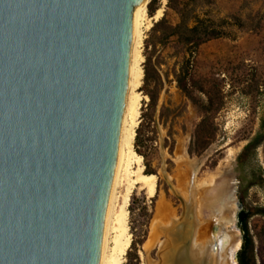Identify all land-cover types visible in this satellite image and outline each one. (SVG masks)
Here are the masks:
<instances>
[{"label": "water", "instance_id": "95a60500", "mask_svg": "<svg viewBox=\"0 0 264 264\" xmlns=\"http://www.w3.org/2000/svg\"><path fill=\"white\" fill-rule=\"evenodd\" d=\"M149 2L0 0V264H101L132 14ZM178 198L156 264H181Z\"/></svg>", "mask_w": 264, "mask_h": 264}, {"label": "rangeland", "instance_id": "374dc122", "mask_svg": "<svg viewBox=\"0 0 264 264\" xmlns=\"http://www.w3.org/2000/svg\"><path fill=\"white\" fill-rule=\"evenodd\" d=\"M167 3L168 0H156V10L161 9L162 16L166 11L168 20L174 23L177 18L167 9ZM205 11L217 23L226 20L222 23L225 36L198 48L191 68L195 86L191 98L178 90L172 74L179 68V58H164L157 88L151 80L143 86V73L135 151L142 158L144 172L156 177V194L148 198L144 191L134 189L130 196L127 210L131 243L123 264L158 261V253L166 244L164 227L152 231L158 202L167 203L178 218L182 213L178 196L182 197L194 214L198 210L199 221L211 240L213 211L232 192L246 216L250 215L247 227L254 243L255 264H264V217L256 214L264 208V142L242 160V166L237 160L244 146L259 132L264 133V0H214ZM149 37L150 29L144 34L142 70L146 56H150L151 65L157 55L146 46L154 42ZM257 176L262 183L252 185L251 180ZM202 182L206 184L196 187ZM179 189L185 191L186 197ZM218 193L220 201L210 203ZM203 200L208 201L201 207ZM194 227L192 219L182 225L187 243ZM227 231L231 240L233 233L238 236L233 256L236 261L243 243L237 209L227 223ZM219 234L220 227L216 231ZM167 236L169 240L173 237L172 233Z\"/></svg>", "mask_w": 264, "mask_h": 264}, {"label": "bare ground", "instance_id": "6f19581e", "mask_svg": "<svg viewBox=\"0 0 264 264\" xmlns=\"http://www.w3.org/2000/svg\"><path fill=\"white\" fill-rule=\"evenodd\" d=\"M161 16V9L156 10L153 18L147 16L146 3L135 8L132 14L128 91L122 119L119 157L106 217L101 264H123L124 256L131 243V236L128 231L127 207L133 190L144 191L148 198H153L156 194V177L153 174L144 172L141 163L142 158L135 151V133L139 125L142 101L140 88L143 80L142 64L144 59L142 46L144 34L151 28L152 21L159 20ZM205 184V182H202L196 187ZM180 192L183 197H186L184 190H180ZM220 199L221 194L218 193L209 201L210 203H218ZM207 201L203 200L201 207H204ZM184 203L187 216L182 224L185 225L191 217L195 227L190 236V242L187 243L182 239L181 243H183L176 250V255L181 264H234L230 253L232 250L237 249L238 237L231 232L233 233V239L231 240L230 232L227 231V223L232 221L235 215V205H232L231 196L229 195L223 203L220 201L213 211L212 223L215 221L219 224L224 242V246L216 254L211 252L214 241L212 232L210 240L206 235V227L199 221L198 210L194 214V209L190 208L188 202L184 200ZM226 213L229 215L228 217L225 216ZM178 218L175 210L171 209L167 203L158 202L152 231H157L159 227H172ZM222 225H225V227H222ZM159 244L163 246L164 242L161 241Z\"/></svg>", "mask_w": 264, "mask_h": 264}, {"label": "trees", "instance_id": "16d2710c", "mask_svg": "<svg viewBox=\"0 0 264 264\" xmlns=\"http://www.w3.org/2000/svg\"><path fill=\"white\" fill-rule=\"evenodd\" d=\"M213 3L214 0H168L166 7L175 14L177 20L174 23L170 22L165 11L163 16L150 28L149 38H153L154 42L153 44H148L147 42L146 46L151 47V54L156 55L157 53V55L155 62L151 65L150 56H146L143 68V86L151 80L156 88L159 87L161 83L160 66L164 58H179V68L178 70L174 69L172 74L178 90L191 98V92L195 88L191 68L198 48L209 40L225 36L222 23H226V20L222 19L217 23L205 11ZM156 5V0H151L148 3L147 10L150 17L153 16L157 9ZM232 19L240 23L239 18L234 17ZM150 99H152L151 96ZM203 122L204 120L199 126ZM261 126L264 127V120ZM138 135L139 128L136 130V140ZM262 142H264V133L259 132L244 146L237 158L241 166L243 165L242 160L246 159V157L249 158L251 152ZM135 144L137 145V142ZM262 181L260 176H257L251 180V184L259 185ZM256 214L264 217V208H259ZM248 216L250 215L247 214L244 221L238 222V227L242 231L243 243L236 255L237 264H255L254 243L247 227Z\"/></svg>", "mask_w": 264, "mask_h": 264}, {"label": "flooded vegetation", "instance_id": "af4514ba", "mask_svg": "<svg viewBox=\"0 0 264 264\" xmlns=\"http://www.w3.org/2000/svg\"><path fill=\"white\" fill-rule=\"evenodd\" d=\"M239 205L241 206V204H239ZM245 218H246V212L243 210V208L241 206V209H237V222L244 221Z\"/></svg>", "mask_w": 264, "mask_h": 264}]
</instances>
